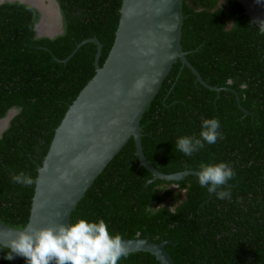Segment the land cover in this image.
Returning a JSON list of instances; mask_svg holds the SVG:
<instances>
[{
	"label": "trees",
	"instance_id": "16d2710c",
	"mask_svg": "<svg viewBox=\"0 0 264 264\" xmlns=\"http://www.w3.org/2000/svg\"><path fill=\"white\" fill-rule=\"evenodd\" d=\"M56 1L62 28L51 39L36 37L40 14L35 8L18 1L0 4V119L17 110L0 135V221L18 229L28 222L35 183L16 184L10 173L23 172L36 181L55 129L95 74L96 45L83 44L66 63L59 60L83 40L96 38L101 66L122 3ZM220 1L183 0L181 48L205 82L224 89L205 88L177 61L140 128L143 154L162 173L199 172L202 164L221 162L231 166L234 178L218 188L230 191L231 198L217 199L195 175L148 183L152 176L139 166L131 138L86 190L70 223L102 219L109 233L122 239L148 235L168 241L165 249L174 264H264V34L239 3ZM212 118L219 120L223 139L191 156L177 150L179 137L199 138L202 122ZM170 200L178 203L171 207ZM9 251L0 246V254ZM0 264L14 262L0 257ZM118 264L159 263L136 252Z\"/></svg>",
	"mask_w": 264,
	"mask_h": 264
},
{
	"label": "water",
	"instance_id": "95a60500",
	"mask_svg": "<svg viewBox=\"0 0 264 264\" xmlns=\"http://www.w3.org/2000/svg\"><path fill=\"white\" fill-rule=\"evenodd\" d=\"M15 1L39 12L40 20L34 28L38 38L44 35L51 39L59 34L55 30L52 35L38 33V25L43 20L38 5L24 0H0V4ZM235 1L264 34V1ZM49 2L56 10L57 29L61 18L59 6L56 0ZM182 2L122 0L114 42L101 66L102 45L96 38L83 40L67 58L59 60L66 63L83 44L92 42L96 45L95 74L69 106L55 129L42 165L37 167L29 220L25 227L67 226L72 211L86 190L131 138L139 166L152 176L148 183L156 180L179 182L188 175L198 177V171L192 170L172 174L158 171L144 156L141 145L140 119L177 61L181 63L180 70L187 67L195 76V82L205 88L215 92L224 89L205 82L187 60L189 52L181 48ZM16 113V109H10L0 119V135ZM19 230L22 229L6 226L0 221V246L9 249L8 240L15 238ZM123 241L129 253L146 252L159 264H174L165 249L168 241L155 242L148 235ZM0 257L7 259L4 254ZM22 258L14 256L12 261L19 264Z\"/></svg>",
	"mask_w": 264,
	"mask_h": 264
},
{
	"label": "clouds",
	"instance_id": "9594fccd",
	"mask_svg": "<svg viewBox=\"0 0 264 264\" xmlns=\"http://www.w3.org/2000/svg\"><path fill=\"white\" fill-rule=\"evenodd\" d=\"M220 127L218 119H205L199 138L194 135L179 137L176 141L177 150L191 156L203 149L205 144H215L218 139H223ZM10 175L12 182L16 184L32 186L36 182L23 172ZM197 175L200 186H207L209 193H214L217 199L231 198L230 191H218V188L235 176L233 168L227 163L202 164ZM173 187L176 189V186ZM7 247L10 250L6 254L8 260L20 256L25 259L26 264H118L121 258L129 255L122 237L118 234L111 235L102 219L98 222L80 219L67 226L59 224L42 229L24 227L15 238L8 240Z\"/></svg>",
	"mask_w": 264,
	"mask_h": 264
},
{
	"label": "bare ground",
	"instance_id": "6f19581e",
	"mask_svg": "<svg viewBox=\"0 0 264 264\" xmlns=\"http://www.w3.org/2000/svg\"><path fill=\"white\" fill-rule=\"evenodd\" d=\"M24 1L32 2L36 5H38L40 7V9L42 10L43 20L38 25V33L39 34H45V35L54 34V30H56L55 28L58 24V18L56 16V10H55L54 6L51 4L53 8L47 9L46 7L43 6V0H24ZM53 15H55L56 18H54ZM45 20L53 21V22L55 21V24H53L51 30L49 28H47V26L50 25V22H46Z\"/></svg>",
	"mask_w": 264,
	"mask_h": 264
},
{
	"label": "rangeland",
	"instance_id": "374dc122",
	"mask_svg": "<svg viewBox=\"0 0 264 264\" xmlns=\"http://www.w3.org/2000/svg\"><path fill=\"white\" fill-rule=\"evenodd\" d=\"M225 1L226 0H221L220 1V4L221 5H224L225 4ZM43 6L44 7H46L47 9H50V8H53L52 7V5H51V3L49 2V0H43ZM52 15V14H51ZM53 17L54 18H56L55 17V15H53ZM46 22H50L51 24L53 23V24H55V21L53 22V21H48V20H45ZM58 28H60V24L58 25ZM61 29V28H60ZM56 31V33L58 32V33H60V30H58V29H56L55 30ZM172 187V186H171ZM171 187H166L167 189H170ZM173 189H175L174 187H173ZM175 193L176 192H174V195H175ZM182 193V197L184 198V193L183 192H181ZM181 193H180V195H181ZM168 203L171 205V207H174L175 205H176V203H178L176 200H170V201H168Z\"/></svg>",
	"mask_w": 264,
	"mask_h": 264
},
{
	"label": "flooded vegetation",
	"instance_id": "af4514ba",
	"mask_svg": "<svg viewBox=\"0 0 264 264\" xmlns=\"http://www.w3.org/2000/svg\"><path fill=\"white\" fill-rule=\"evenodd\" d=\"M61 16V15H60ZM39 20H40V17H39ZM39 22V21H38ZM37 22V23H38ZM52 26H53V23L51 24L50 23V25L49 26H47V28H49L50 30L52 29ZM60 28H62V26H61V18H60ZM60 28H57L58 30H60ZM35 33H36V31H35ZM36 37H37V34H36ZM42 37H46V36H41V37H39V38H42ZM38 38V37H37Z\"/></svg>",
	"mask_w": 264,
	"mask_h": 264
}]
</instances>
